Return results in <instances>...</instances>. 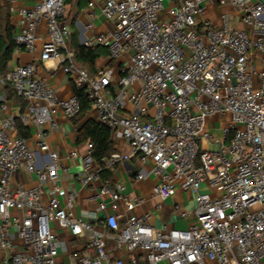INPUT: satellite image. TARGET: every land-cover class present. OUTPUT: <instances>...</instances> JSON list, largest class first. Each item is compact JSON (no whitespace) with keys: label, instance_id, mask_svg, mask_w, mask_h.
<instances>
[{"label":"built area","instance_id":"built-area-1","mask_svg":"<svg viewBox=\"0 0 264 264\" xmlns=\"http://www.w3.org/2000/svg\"><path fill=\"white\" fill-rule=\"evenodd\" d=\"M209 6L222 10L218 24L205 18ZM18 11L17 50L35 53L44 27L41 61H57L97 122L129 145L144 167L136 180L156 182L150 198L132 197L102 177L125 157L114 152L98 165L87 142L67 156L96 201L92 220L78 214L79 191L62 183L70 166L48 135L58 113L78 118V98H60L34 63L0 73V110L9 87L26 101L0 121V264H65L63 255L68 264H264V0H90L86 29L99 19L107 27L84 46L105 48L118 65L95 75L74 59L66 0ZM22 173L33 185L19 182ZM177 191L194 205H174L187 228L158 229L151 212L136 214ZM58 230L83 239L85 253L70 251Z\"/></svg>","mask_w":264,"mask_h":264},{"label":"crops","instance_id":"crops-1","mask_svg":"<svg viewBox=\"0 0 264 264\" xmlns=\"http://www.w3.org/2000/svg\"><path fill=\"white\" fill-rule=\"evenodd\" d=\"M90 0H77L75 4H67V25L70 28L71 34L77 33V39L81 45H84L85 39H93L94 36L106 30V23L103 19H99L96 23V28L93 31L86 29L87 19L86 11L88 8V3ZM98 5L101 4V0H95ZM39 0H18L16 4L11 6L10 21L14 29V33H17L20 29L21 16L19 15L20 8L31 9L33 8ZM234 24L236 27H240V24L236 22L238 15L233 9H228ZM222 10L218 7L209 6L205 14V18L218 24ZM39 36L42 38L41 41L37 43V51L33 54L26 51L15 50L12 59L7 63L3 72L7 73L11 69L17 66H23L30 63H34L38 67V76L45 79L50 86L56 91L57 95L62 99H69L75 92V85L72 80L59 68L57 61H47L43 63L40 59L41 57V47L46 39V33L44 27H41L39 31ZM105 58L102 57L97 62L98 71L105 67H116L117 63L112 61L109 57L107 50L104 48ZM1 68V65H0ZM5 103L7 105L6 110H0V121L6 119L11 114H16L17 111L21 110L26 101L18 98L13 93L11 87L7 88L5 91ZM87 120H93L97 122V115L93 109H91L84 119H74L67 120L61 113H58L55 117V121L58 125L57 129H49L48 135L50 137V143L53 149L60 155L62 161L70 166L69 174L63 176V186L67 189H76L80 193V203L78 208V214L84 216L87 219L92 220L94 218V213L92 212L93 206L96 201L93 200V194L82 188L79 175L82 172L81 164L77 161H68L67 156L73 150L82 151L84 144L79 145L78 137L79 130L84 126ZM21 124V123H20ZM18 126V124H17ZM16 126V127H17ZM18 135L19 129L17 127ZM21 136V135H20ZM218 137V135H216ZM221 136V135H220ZM221 138V137H218ZM115 152L120 153L125 157V161L118 165L114 170L108 169L110 172V177H103L105 180H110L113 184L123 183L126 186V193L135 196H145L150 198L151 190L156 182L154 177H149L144 181H137L136 175L141 171L143 165L140 163L138 157L131 156V149L129 145L120 137L112 138ZM214 146H210L212 149ZM213 149H216L214 147ZM148 168V167H147ZM19 182L25 186L33 185V178L26 173H22L18 177ZM181 205L184 209L190 211V208H194L189 195L177 191L176 195L165 201L159 209L155 208L156 202L150 200L144 207L137 209L135 212L138 215H142L145 212L152 213V224L156 228H161L164 224L177 229H185L188 226V222L182 219L177 212L174 211L175 204ZM58 234L61 240L68 242L70 251H78L85 253L83 248V239H74L68 232L58 230ZM16 244H20L16 241ZM5 254L0 251V263L5 259ZM60 262L68 264V256L63 255L59 258Z\"/></svg>","mask_w":264,"mask_h":264},{"label":"trees","instance_id":"trees-1","mask_svg":"<svg viewBox=\"0 0 264 264\" xmlns=\"http://www.w3.org/2000/svg\"><path fill=\"white\" fill-rule=\"evenodd\" d=\"M70 1L66 0V5L70 4ZM10 12V4L6 0H0V73L2 75L6 74L3 72V69H5L7 63L12 59L15 50L18 49L14 29L10 21ZM71 43L76 63L86 69L90 75L97 74V62L105 54L104 48H89L81 45L77 39V33L71 35ZM74 92L81 105V112L78 119H84L92 109V102L84 90H79L75 87ZM17 124L20 135L26 138L29 137V129L19 122ZM87 142L93 144V155L98 165L103 166L104 162L115 152L110 130L93 120H87L79 130V145ZM110 174V172L105 170L102 176L109 178Z\"/></svg>","mask_w":264,"mask_h":264},{"label":"rangeland","instance_id":"rangeland-1","mask_svg":"<svg viewBox=\"0 0 264 264\" xmlns=\"http://www.w3.org/2000/svg\"><path fill=\"white\" fill-rule=\"evenodd\" d=\"M75 1H77V0H71L70 1V4H75ZM67 13H68V11H67ZM66 22H67V19H66ZM103 57L105 58L106 56H105V54L103 55ZM215 135H218V137H221L220 135H222V133L218 130L217 132H216V134ZM214 147H212V149H213ZM214 150V149H213ZM190 210V212H192V208H190L189 209Z\"/></svg>","mask_w":264,"mask_h":264}]
</instances>
